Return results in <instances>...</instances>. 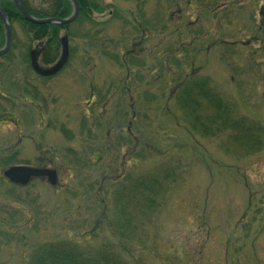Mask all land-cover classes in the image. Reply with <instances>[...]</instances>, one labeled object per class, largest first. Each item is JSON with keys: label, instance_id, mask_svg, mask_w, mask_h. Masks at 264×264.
<instances>
[{"label": "rangeland", "instance_id": "obj_1", "mask_svg": "<svg viewBox=\"0 0 264 264\" xmlns=\"http://www.w3.org/2000/svg\"><path fill=\"white\" fill-rule=\"evenodd\" d=\"M176 1L101 0L111 7L61 30L70 57L48 77L31 66L30 51H39L42 41L27 49L30 39L15 25L19 45L0 58L1 66L10 65L0 84V121L6 111L12 115L0 123V264H24L35 245L60 238L94 239L92 248L111 247L129 264H264V152H225L217 139L163 110L178 76L163 70L171 61L178 74L183 62L186 72L201 67L245 101L242 110L264 117V0ZM134 15L145 35L134 29ZM111 36L116 41L102 48ZM133 48L136 55H128ZM61 54L62 44L40 64L49 67ZM34 91L44 120L25 99ZM151 145L179 156L186 169L151 215L143 239L120 244L108 224L123 221L113 211L115 188L102 180L151 172L163 161ZM13 164L52 167L58 185L34 178L16 186L3 175ZM114 228L122 224L115 221Z\"/></svg>", "mask_w": 264, "mask_h": 264}, {"label": "trees", "instance_id": "obj_2", "mask_svg": "<svg viewBox=\"0 0 264 264\" xmlns=\"http://www.w3.org/2000/svg\"><path fill=\"white\" fill-rule=\"evenodd\" d=\"M20 1L33 16L40 18H66L73 11L71 0H44L45 7L34 5L33 0ZM78 1L80 3V12L76 20H81L82 18L92 21L94 11L103 12L109 6L102 3L101 0ZM187 2L190 3L189 0ZM179 3L180 1L178 0L175 2L177 6H179ZM0 5L7 14L13 31L11 48L7 53L0 55V58L8 59L13 49L19 45L15 29L16 24L21 26L30 39L27 49L31 48L32 42L41 40L42 43H39L38 46L40 45V49L42 48V58L45 61H51L55 58L61 44L62 36L60 37V32L68 28L70 23L36 24L29 21L12 0H0ZM217 8L218 5L216 4L213 10ZM108 14L111 16L110 12ZM132 24L135 27L134 29L142 30V34L143 30H146L145 24L135 15ZM115 41L116 39L111 36L102 43V48L111 47L110 44ZM220 42L224 43V41ZM5 43L6 31L0 17V48ZM105 43H109L110 46H106ZM134 50L135 48L128 55H136ZM178 61L181 60L175 61L174 64ZM170 62L164 65L163 70L169 77L178 76L168 99L165 101L166 105L163 110H165L166 114L171 115L178 124H187L188 128L194 133L217 139L219 146L225 152L234 151L237 154L249 156L264 152V117L242 110L241 105L245 101L231 97L225 86L216 82L211 76L202 74L201 67H193L190 72H186L183 69L185 66L183 62V68L182 70L180 69L181 72L178 74L177 70H173V65H171L172 67L169 65ZM9 66L5 67L8 68ZM5 67L0 65V81L3 80V74L10 70V67L9 69ZM178 68L180 67L178 66ZM154 76L156 78L161 77L160 74H155ZM129 137L132 142V134H129ZM135 144L136 146L138 145L136 142ZM151 149V154L160 156L163 160H161L160 165H155L156 167L151 172L140 170L134 174L133 171H127L116 176V178L104 176L102 180L103 182L107 181L106 184L109 189L115 188L112 191L113 211L114 214L115 211L116 214L119 211L122 214L123 221L120 223L119 220L115 219L111 223L108 221V224L109 227H112V232L116 230L120 244H126L130 241L131 243H136L143 239L147 234V230L144 229L150 223L151 215L155 211L158 212L171 187L177 182V178L181 176L182 171L186 169L182 168V161L179 156L167 157L165 151L161 152L160 149H156L153 145H151ZM142 151L136 153V158L141 157L144 153ZM14 185L24 187L18 184ZM102 189L103 187H101ZM102 215H106L105 208ZM115 221L116 224H122V229L114 228ZM93 232V236L96 237L97 229ZM92 241L94 239L75 240L73 238H60L59 240L53 239L42 242L39 245H35L28 253L24 264H129L128 258L120 256L111 247L92 248V244H90Z\"/></svg>", "mask_w": 264, "mask_h": 264}, {"label": "water", "instance_id": "obj_3", "mask_svg": "<svg viewBox=\"0 0 264 264\" xmlns=\"http://www.w3.org/2000/svg\"><path fill=\"white\" fill-rule=\"evenodd\" d=\"M24 16L31 22L36 24H45V23H59V24H68L76 20L80 12V3L78 0H71L73 3V12L69 17H35L33 16L26 7L21 3L20 0H12ZM0 17L4 23L6 31V43L4 47L0 48V55H3L8 52L11 47L13 40V32L8 19L7 14L2 9L0 5ZM62 43V54L60 58L51 66L44 67L40 64L39 61V51L33 49L30 53L31 66L32 68L40 75L50 76L59 72L67 63L70 56V47H69V38L68 35H64L61 38ZM4 175L13 183L26 185L32 178L41 177L46 178L51 185H56L58 183V174L56 169L49 167H35L31 165H12L4 170Z\"/></svg>", "mask_w": 264, "mask_h": 264}, {"label": "flooded vegetation", "instance_id": "obj_4", "mask_svg": "<svg viewBox=\"0 0 264 264\" xmlns=\"http://www.w3.org/2000/svg\"><path fill=\"white\" fill-rule=\"evenodd\" d=\"M145 31H146V30H143V35H145V34H144ZM142 38H144V37H142ZM142 38L139 40L140 43H142V42L144 41ZM41 50H42V48L40 49V53H41ZM134 51L136 52L137 50L135 49ZM40 55H41V54H40ZM40 58H42V56H41ZM39 76L41 77V75H39ZM22 77H23V79H24L23 81H28V79H27L26 76H22ZM0 82H2V81H0ZM25 84L30 85V84H32V83H31V82H26ZM30 86H31V85H30ZM32 88H33V87H32ZM34 93H37V92L34 91V92H32V94H28V96H25V99H26L29 103L33 104V105L37 108V110H40V111H41L40 114L42 115V119L44 120V119H45V114H44V112H42L43 104H41V103L38 101V98L34 95ZM37 94H38V93H37ZM2 96L8 98V96L5 95V94H3ZM2 114H4V113H2ZM10 116H12L11 113L6 111V113H5V118L1 119L0 123L3 124V123H4V120H5V119H9ZM13 120H14V118H13ZM17 121H18V120H17ZM18 123H19V121H18ZM43 181H46V179H43Z\"/></svg>", "mask_w": 264, "mask_h": 264}]
</instances>
